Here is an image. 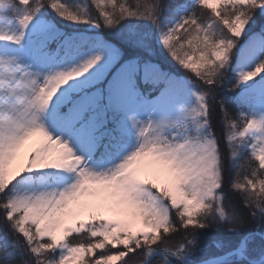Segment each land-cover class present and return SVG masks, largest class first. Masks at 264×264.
I'll return each mask as SVG.
<instances>
[{
	"label": "snow or ice",
	"instance_id": "6c2138e0",
	"mask_svg": "<svg viewBox=\"0 0 264 264\" xmlns=\"http://www.w3.org/2000/svg\"><path fill=\"white\" fill-rule=\"evenodd\" d=\"M215 2L0 0V264H264V0Z\"/></svg>",
	"mask_w": 264,
	"mask_h": 264
},
{
	"label": "trees",
	"instance_id": "16d2710c",
	"mask_svg": "<svg viewBox=\"0 0 264 264\" xmlns=\"http://www.w3.org/2000/svg\"><path fill=\"white\" fill-rule=\"evenodd\" d=\"M88 2L90 3L91 0H88ZM164 3H173L174 0H163ZM181 3H185V2H188L190 3L191 0H180ZM226 6L225 5H220L217 9L220 10L221 12L223 11V9L225 8ZM207 11H211V9H206ZM41 14L46 18V19H50L52 20L58 27H61L63 30H66V31H73L74 29H71V28H68V25L66 24H63V23H60V22H57L55 16L53 13H51V11H47L46 13L42 10ZM168 19L167 17V14L166 13H162V15L160 16V20H161V23H164V21H166ZM254 20L257 19L256 16L253 17ZM261 19H264V17H261ZM259 23V21H258ZM251 24V22H250ZM123 25L125 27H131V26H135L136 28L140 29V30H143L145 32H151L152 35H153V38H155V31L153 29V26L149 23H146L144 21H124L123 22ZM75 30H79V31H84L86 30V26H81L79 29H75ZM244 37L242 36L241 37V40H243ZM171 69L173 72H175L178 76L179 75H182L183 73H188L191 77H194L195 76V73L188 70V69H182V68H179L178 66L176 67L174 64L171 66ZM233 75V74H232ZM232 83V81H229L227 84L223 85V87H229L230 84ZM239 91V89L237 90ZM223 91H221L218 95H223ZM218 117H216L214 115V119H213V123L215 125V122H216V119ZM258 164V162H256ZM240 164L243 165L244 164V161H240ZM238 171H240L241 173L244 172V169L241 167L238 169ZM236 177L233 176V179H235ZM241 180H243L244 176L241 175L239 177ZM223 238L224 240H236L238 239V237L233 234V233H223V232H217L215 229H209L208 231L204 232L201 237H200V241H201V246H205V245H208L209 247H211L213 244H214V239L215 238ZM67 239H71V237H68ZM183 239L182 236H178L176 237L172 242H171V245L170 246H175L176 244H178L180 242V240ZM101 250H97V252H99ZM218 254H222L220 253V250L218 252ZM88 257H85V260H87ZM162 260L163 258L161 257L160 258V264H162ZM117 264H120V262H118Z\"/></svg>",
	"mask_w": 264,
	"mask_h": 264
},
{
	"label": "rangeland",
	"instance_id": "374dc122",
	"mask_svg": "<svg viewBox=\"0 0 264 264\" xmlns=\"http://www.w3.org/2000/svg\"><path fill=\"white\" fill-rule=\"evenodd\" d=\"M76 2H80V3H83L84 2V0H76ZM210 3H212V6L213 7H215V8H218L220 5H222V4H218V3H216L215 2V0H210ZM41 16H43L42 14H40ZM44 17V16H43ZM179 17L177 16L176 17V19H178ZM44 21H45V24H44V26H46V23L48 22V21H51L52 23H54L52 20H50V19H46L45 17H44ZM165 22H167L168 24H169V26L172 24V23H175L176 21H175V19H173V20H166V21H164V23ZM55 24V23H54ZM163 24V23H162ZM57 26V25H56ZM58 27V26H57ZM131 27H133V26H131ZM68 28H71V29H73V27L72 26H70V25H68ZM130 28V27H129ZM156 35V34H155ZM239 67H243V68H245L246 70H251V67H252V64H250V63H245L244 65H242V64H240V65H237V68H239ZM188 70H190V71H192L191 69H188ZM233 75H234V73H232ZM262 80H264V73H261L260 74V76H258V77H256L254 80H252V81H249L248 82V84L247 85H242L241 87L242 88H248L249 86H251V85H255V84H258L259 82H261ZM190 89H191V85H186V94H189V95H191V91H190ZM192 96V95H191ZM195 103V101H194V98H192V100L190 101V105L191 104H194ZM35 143V141H30L29 142V145L31 146V145H33ZM87 220V216L86 215H84V216H80V217H78L77 218V221H86ZM73 223H75V222H73ZM68 238V237H67ZM66 238V239H67ZM218 252H219V249H216V246H215V243L211 246V247H209L208 248V254L209 255H212V254H218ZM119 261H113L112 262V264H117ZM77 264H78V262H77Z\"/></svg>",
	"mask_w": 264,
	"mask_h": 264
},
{
	"label": "bare ground",
	"instance_id": "6f19581e",
	"mask_svg": "<svg viewBox=\"0 0 264 264\" xmlns=\"http://www.w3.org/2000/svg\"><path fill=\"white\" fill-rule=\"evenodd\" d=\"M245 63H243L242 65H244ZM192 96L189 94H186V103L190 105V101L192 100Z\"/></svg>",
	"mask_w": 264,
	"mask_h": 264
}]
</instances>
